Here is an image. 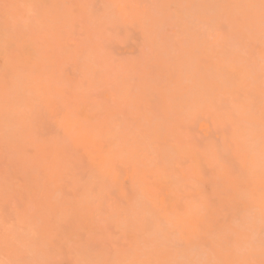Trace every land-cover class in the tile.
<instances>
[{
    "label": "bare ground",
    "instance_id": "obj_1",
    "mask_svg": "<svg viewBox=\"0 0 264 264\" xmlns=\"http://www.w3.org/2000/svg\"><path fill=\"white\" fill-rule=\"evenodd\" d=\"M100 2L120 28L76 30L93 45L138 35L151 51L127 67L138 76L87 49L63 75L59 39L85 2L69 15L62 0H0V264H264V0ZM104 81L107 102L85 98ZM202 119L219 140L211 130L201 152L182 132Z\"/></svg>",
    "mask_w": 264,
    "mask_h": 264
},
{
    "label": "rangeland",
    "instance_id": "obj_2",
    "mask_svg": "<svg viewBox=\"0 0 264 264\" xmlns=\"http://www.w3.org/2000/svg\"><path fill=\"white\" fill-rule=\"evenodd\" d=\"M1 1H2V0H1ZM95 1H96V0H95ZM97 1H99V0H97ZM97 1H96V2H97ZM100 1H101V0H100ZM100 1L98 2L99 4L97 3L98 5H95V6H94V7H95V10H96V11H94V9H92L94 4H93V5L91 4V5H92V8H91V9L88 8V7H89L88 5H90V3H93L94 0H62V2H63V7H64L65 10L68 11V14H69V15L78 12L77 9H78L80 3H81V2H85V4H84V3H83V4H84V5H87V7L84 6V9H83V11H84L83 13H84V14L82 13L83 15H82V14L79 15L80 13H78V15H79L80 18H82L81 16H83V18L79 20L80 22H81V20L84 22V27H83V29L86 27L85 25H91L90 22H93V19H96V18H97L95 15H96V14H99V11H100V10L98 11V10H97V7H99V5H101V2H100ZM142 1L147 2L146 4L148 5V0H142ZM3 2H5V0H3ZM96 2H95V4H96ZM145 2H144V3H145ZM144 3H143V4H144ZM149 3H150V2H149ZM5 5H6V3H5ZM91 5H90V6H91ZM149 5H150V4H149ZM2 6H3V4H2ZM151 6H152V5H151ZM151 6H150V7H151ZM0 7H1V5H0ZM154 7H155V5H153V9L151 10V12L154 13V14L156 15V12H154L153 10H154L155 8L158 9L159 7H155V8H154ZM85 11H87V12H85ZM88 12H89V13L91 12V13H90L91 15H92V12L94 13V14L92 15V16H94V17H92L91 21H89L88 19H86V18L89 17ZM85 13L87 14L88 17L86 16V17L84 18V15H86ZM33 14H34V13H33ZM31 15H32V13H31ZM34 15H35V14H34ZM75 16H76V15H75ZM97 16H98V15H97ZM32 17H33V15H32ZM100 17H101V15H100ZM116 17H118V16H116ZM116 17H115V18L113 17V18H114L113 20L115 21V23H114V21H111V22H110L109 20H108V21H105V20L103 21V20L101 19V20H102V21H101V20H99V17H98L97 19L99 20V23H100V22H102V23H100V24L98 25V24H97L98 21H97V22L95 21L96 23H95V25H94V22H93L92 25L90 26V27H91V30L93 29L92 32L94 33V29H96V28H98V29L96 30V33H97V31H99V30L102 31L101 29H99L98 26H102V27L104 26L103 28H105L106 24L108 25V27H106L105 29H107V31H108L109 28L111 27V26L108 24L109 22H110V24L112 25V29H113L115 26H117V27H116L117 29L120 28V26H121V25H120L121 21L117 20ZM118 18H119V17H118ZM30 19H31V18H30ZM74 19L78 20L77 17H74ZM84 19H85V21H84ZM89 19H90V17H89ZM76 20H74V21L72 22V23H74V24H73V25H74V28L71 29L72 26H70V29L68 30V31H69L68 33H66V31H65V32H62V31L59 29V30L61 31V34H62V33H66V34H62V35H63V38H60L59 41H60V43H61L63 46H65V47L67 48L68 53L70 54V56H69V58H68V60H67V65H65V66L63 67V70H62L63 75H69V76L71 77V72H72L73 67L75 66V64H78V60H80L78 54H76L77 56H75V52L78 53V51H81V50H83V49H87V51H91V53H92L94 56H95V54H96V57H97V54H101V56H103V58H110V60H112L113 63H115V64H113L112 61H111V63H112L113 65H115V66H112V67H111L112 64L110 65V63H109V64L106 63L107 66L104 65V66L106 67V69H107V68H110V69H109L110 71H111V69H112L113 67H118V66H119L118 68H121L120 65H121V66L124 65V67L121 68V69L123 70L122 75L124 74V76H125V73H127L126 71H128L130 67H133V68H134V67H135L134 65H136L137 61H138V60H141V59L143 58L144 53H145V54L147 53L148 55L151 54V53L149 54V52H151V51H148V50H150L148 47H147V48H148V50H147L148 52L142 51V50H145V49H144L145 47H144L143 44H141V43H137V42H136V38L138 37V35H136V36L134 37V39H133L132 36H133L134 34H133L132 32H134V31H133L134 29L132 30L131 28H129V29H130L129 31H131V33H132L130 36H131L132 40H134V41H132V40H130V41H129V40H125V41H124L125 43L123 42V43H124L123 47H121V45H120L121 43L119 44V42H118V41H119L118 37L116 38V36H115V35L117 34V32L120 31V29H119V31H117V29H116L117 32H115L113 36H115V39H117L116 42H117L118 44L115 43V41H114V43H113V41L111 42V39H110V38L113 37V36H111V37L108 38V39L106 38L107 36L104 37L108 43H107V42H106V43L103 42V40L101 41V39H104V38L102 37V38H99V39H100V42L103 43V45H101L102 48H101L100 50L98 49V51H100V52H98L97 50L95 51V50H93L94 46H95L96 48H99V47H101L100 44H102V43H100V44H99V43H98V44L96 43L95 45H93L92 42H94V40H95V36L93 37V36L90 35V36L92 37V38H90V37H86V36L84 35V33H86V30H87L88 28H90V27L87 26L86 30H83V29H82V31H80V30H81L80 28H82L83 23L81 22L82 24H80V22H78V21L76 22ZM86 20H88V23H87ZM117 21H118V22H117ZM168 21H169L168 24H170L171 20H168ZM75 22H76V23H75ZM85 22H86L87 24H86ZM164 22H166V21L163 20V22L161 23V25L164 24ZM58 24L61 25V23H58ZM75 24H76V25H75ZM96 24H97V25H96ZM103 24H104V25H103ZM119 25H120V26H119ZM109 26H110V27H109ZM169 26H170V27H169ZM169 26H166V25H165V27H164V26H161V27H159L158 31H160L161 35L165 34V31H166V32H169V34H173V31H174V30H177V27L174 28V26L172 25L173 28H171L172 26H171V25H169ZM77 27H80V28H79L80 30L78 29L79 32H78V30H76ZM162 27H163V29H162ZM58 28H59V25H58ZM60 28L62 29V25H61ZM65 28H66V27H65ZM65 28H63V30H65ZM112 29L109 30V31H110L109 34H111V32H113V31L115 30V28H114V30H112ZM180 29H181V28H180ZM180 29H179V30H180ZM57 30H58V29H57ZM91 30H90V31H91ZM109 31H108V32H109ZM87 32H89V30H87ZM92 32H91V34H92ZM105 32H106V30H104V31H102V32H98V34L101 35L102 33H105ZM136 32H137V31H135V34H136ZM58 33H60V32L58 31ZM137 33H138V32H137ZM210 33H214V32H210ZM210 33H209V38L211 39V35H210ZM89 34H90V33H89ZM112 34H113V33H112ZM92 35H94V34H92ZM95 35H96V34H95ZM106 35H107V34H106ZM117 35H118V34H117ZM167 35H168V34H167ZM57 36H58V35H57ZM88 36H89V35H88ZM103 36H104V35H103ZM170 36H173V35H170ZM59 37H61L60 34H59ZM96 37H97V36H96ZM165 37H168V36H165ZM52 38H53V37H52ZM55 38H56V37H55ZM57 38H58V37H57ZM86 38L89 39V40H92V42H90V41L87 40ZM131 38H130V39H131ZM55 40H56V39H55ZM231 40H233V39H230V42H229V43H230V48H232V49H234V50H238V49L240 48V44H238L236 41H231ZM52 41H53V39L51 40V42H52ZM56 41H57V43H59V42H58V39H57ZM86 41L90 42V43L93 45L92 50H91L92 45L90 44V46H88V43H87ZM104 41H105V40H104ZM120 41L122 42V40H120ZM126 41H129V42H131V43H127ZM95 42H97V41L95 40ZM54 43H56V42H54ZM183 43H184V41H183ZM137 44H139L140 46H139V45H138L139 47L136 46ZM53 45L55 46V44H53ZM118 45H119V47H118ZM135 46H136V47H135ZM141 46L144 47V48L142 49ZM84 47H86V48H84ZM87 47H90V50H89ZM124 47H126V48H124ZM131 47H132V48H131ZM140 47H141V48H140ZM81 48H82V49H81ZM127 48H129L128 51H127ZM138 48L140 49L139 51L137 50ZM147 48H146V49H147ZM103 51H109L110 54H107V56H105L106 54L103 55V53H102ZM129 51H130V52H129ZM135 51H136V52H135ZM131 52H135V53H131ZM124 53H125V54H124ZM130 53H131V57H132V58H129ZM139 54H140V55H139ZM110 55H111V56H110ZM125 56H126V57H125ZM136 56H137V58H136ZM112 57H113L114 59H112ZM141 57H142V58H141ZM98 58H99V57H98ZM98 58H97V59L95 58L94 61H97ZM133 58H135L136 61H134ZM138 58H139V59H138ZM99 60H102V58H100ZM99 60H98V61H99ZM110 60H107V62L110 61ZM114 60H117V62H114ZM128 60H129V62H128ZM130 60H132V61H130ZM102 62H103V61H102ZM102 62H99L98 64H100V63H102ZM120 62H121V63H120ZM138 62H139V61H138ZM116 63H117V64H116ZM118 63H119V64H118ZM142 63H143V62H142ZM102 64H103V63H102ZM128 65H129V66H128ZM143 65H146V66H147V65H149V64H148V63L145 64V62H144ZM95 66H96V65H95ZM99 66H101V65H98V66H97L99 69H100V68H103L102 66H101V67H99ZM141 66H142V65H141ZM141 66H140V68H141ZM146 66L143 67L144 69H140V68H139L140 71H139V69L136 68V69H137V71H136L137 74H139L138 72H140V75H143V76H144L145 74H141V70L145 72V71H146V70H145ZM150 66H151V65H150ZM127 67H129V68H127ZM151 67H153V66H151ZM151 67L149 68V70H151L150 72L152 73L153 70L155 71V68L152 69ZM126 68H127L128 70H127ZM133 68H132V69H133ZM136 69H135V70H136ZM109 70H108V71H109ZM115 70H116V68H115ZM117 70H118V69H117ZM117 70H116V72H117ZM122 70H121V71H122ZM147 70H148V69H147ZM149 70H148V72H149ZM103 71H104V69H103ZM113 71H114V70H113ZM129 71H130V70H129ZM129 71H128V73H129V74H128V77H129V75H132V74L136 75L135 71H133V70L130 71L131 74H130ZM154 71H153V72H154ZM105 72H106V71H105ZM118 72H119V71H118ZM133 72H134V73H133ZM150 72L148 73V76H146V79H148V77H151V76H149V74L151 75ZM108 73H109V72H108ZM108 73H107V74H108ZM111 73H113V72H111ZM142 73H143V72H142ZM119 74H120V73H119ZM103 75H104V73H103ZM134 75H133V76H134ZM114 76H117V75H114ZM118 76H119V75H118ZM136 76H138V75H136ZM136 76H134V77L132 78L133 80L131 79V80L133 81V82H131V83L134 84V79H137ZM111 77H112V76H111ZM131 77H132V76H131ZM131 77H130V78H131ZM114 78H115V77H114ZM119 78H120V77H119ZM124 78H125V77H124ZM124 78H123L122 82L125 81ZM110 79H111V78H110ZM127 79H128V78H127ZM150 79H151V78H150ZM103 80H104V79H103ZM103 80L100 81V82H102V85H103ZM105 80H106V78H105ZM107 80H108V79H107ZM107 80H106V81H107ZM128 80H129V79H128ZM128 80H126V81H128ZM148 80H149V79H148ZM119 81H120V80H118V83H120ZM129 81H130V80H129ZM149 81H150V80H149ZM100 82H99V85H100L99 87L101 88L102 85L100 84ZM107 82H108V81H107ZM113 82H114V80H113ZM113 82H112V83H113ZM116 82H117V80H116ZM122 82H121L120 84H122ZM135 82H136V80H135ZM104 83H105V81H104ZM112 83H111V81L109 82V84H108V83H107V84L105 83V84H106V85H105L106 89H109V87L111 86L110 84H112ZM118 83H115V84L117 85ZM94 85H95V84H94ZM92 87H94V86H92ZM103 87H104V86H103ZM105 87H104V88H105ZM116 87H117V86H116ZM114 88H115V87L113 86V89H114ZM93 89H95V87H94ZM106 89H104V90L101 89V90H103V92L100 91V93H97L98 90H97V91H94V90L89 89V92H88V91H85V92H84V96H85V98H88V96H89V97H90V101H93V102H95V103H98L99 100H95V99H94L95 97H91V96H93V94H95V96L100 97L99 99H100V102H102L101 104H104L106 98H109V96H112V95H113V92H112V91H114V90L112 89V87H110L111 90H110V89H109V90H110L111 93H107L108 90L106 91ZM115 89H116V88H115ZM90 90H91V91H90ZM95 90H96V89H95ZM98 92H99V91H98ZM109 94H112V95H109ZM108 95H109V96H108ZM113 97H114V96H113ZM113 97H111V98H112L111 101H113V99H114ZM91 98H92V99H91ZM104 98H105L104 102L101 101V100H103ZM96 99H98V98H96ZM115 99H116V98H115ZM88 100H89V98H88ZM111 101H110L109 104L107 103V105H109V107H107V108H110ZM116 101H117V99H116ZM106 102H107V100H106ZM114 102H115V101H114ZM114 102H113V103H114ZM118 103H119V102H118ZM107 105H106V106H107ZM111 105H112V104H111ZM116 105H117V102H116ZM119 106L121 107L120 104H119ZM114 107H118V106H115V105L111 106V108H114ZM122 108L124 109V107H122ZM116 109H119V111L121 110L120 112H124V110L122 111V109L119 108V107L116 108ZM203 120H205V121H203ZM206 120H207V119H202V123H201L202 125H200V126H198L200 123L197 122L195 125H193V124L188 125V126L190 127V128H189V127L187 126L188 130H187L186 126H184V128H186V129H185L184 131L182 130L183 132L180 130V131L182 132V136H183V133L186 134V133L188 132L187 134H190V131H191V134L188 135V137H189V136L191 137V135H192L193 137H192L191 139H192V140L194 139V142L191 141L190 139L187 140V142H189V141L193 142V143H191V145H193L196 141H197L198 143H199V141H200V143H202V144H203L204 141H205L206 143L208 142L207 144L209 145V141L213 142L212 140L215 139V138H216V139L214 140V142H216V140H219V139L217 138L216 134H215V129L212 128V127H210V124H211V123H210V120H208L207 123H206ZM205 123H206V124H205ZM196 125H197V127H196ZM211 126H212V124H211ZM193 127H195V128H200V130H198V131H200V133H198V131L195 130V128H193ZM209 127H210V128H209ZM184 128H183V129H184ZM211 128H212V129H211ZM192 129L195 130V133L193 132L194 130L192 131ZM205 129H206V130H205ZM203 130H204V131H203ZM211 130L214 131V134H213V137H212L211 134H210L209 137H211V138H213V139H212V140H209V139H211V138H209V137L207 136V133H208V132L211 133V132H212ZM210 131H211V132H210ZM202 132H203V133H202ZM209 133H208V134H209ZM185 134H184V135H185ZM196 134H198V135H196ZM199 134H200V135H199ZM203 134H204V135H203ZM202 135L205 136L206 139H207V137H208V140H206V139H204V138H203V140H202V137H203ZM198 136H200V137H198ZM188 137H187V138H188ZM197 137L200 138V139H197ZM187 138H186V139H187ZM186 139H184V141H185ZM198 140H199V141H198ZM201 140H202V142H201ZM197 142H196L197 145L194 144L193 146H194V147L196 146L197 148L200 147V149H197V148H196V149H197L198 151H201V152H202V149H203V147H205V145L202 146V144H200V143H199V145H198ZM206 143H205V144H206ZM207 144H206V145H207ZM219 144H220V142H219ZM200 145H201V146H200ZM208 145H207V146H208ZM216 145L218 146V142L216 143ZM198 146H199V147H198ZM207 146H206V147H207ZM219 146H220V145H219ZM206 147H205V148H206ZM203 150H204V149H203ZM205 150H207V148H206ZM222 156H223L224 160H226V159H227V160H230L229 156L226 157V156L223 155V154H222ZM222 156H221V157H222ZM225 157H226V159H225ZM220 159H221V158H220ZM224 160H223V161H224ZM227 160H226V162H225V161L223 162V163H227L226 165H230V164H228V162H229V163L233 162V161H231V160L227 162ZM220 161H221V160H220ZM183 162H184V161H183ZM221 162H222V161H221ZM233 164H236V163L233 162ZM230 167H233V166L231 165ZM236 167H237V165H236ZM236 167H235V168H236ZM235 168H234V169H235ZM207 174H208V173H207ZM205 176H206V177H203V178L206 179V178H207L206 173H205ZM209 179H210V178H209ZM209 179H208V180H209ZM210 181H211V180H210ZM210 181H209V183H211ZM193 183H194V182H193ZM198 184H199V182L196 184V186H197ZM196 186H195V188H196ZM208 186H209V185H208L207 182H205V183L202 182V184H199V185H198V188H197V189H201L202 191L205 190L204 192H205V194L207 193L206 195H207V197L209 198L210 194H208L209 191H207V190H208V188H210L211 186H209V187H208ZM213 186H214V185H213ZM188 189H189V188H188ZM209 190H210V189H209ZM211 191H212V187H211ZM210 193H211V192H210ZM208 195H209V196H208ZM212 195H213V194H212ZM214 197H215L214 195H213V197L210 196V198H213L212 200L215 199ZM208 200L211 201V199H208ZM162 221H164L163 226H164V228H165V230H166V232H167V234H168V237L170 238V231L172 230V226H171V224L168 223L166 220H162ZM171 238H172V235H171ZM170 249H171V244H170L169 247H168V250H170ZM163 262H166V261L163 260V258L160 256V257H157V258H153L151 264H160V263L163 264ZM166 263H167V262H166ZM58 264H69V263H68L66 260H63V261H60Z\"/></svg>",
    "mask_w": 264,
    "mask_h": 264
}]
</instances>
